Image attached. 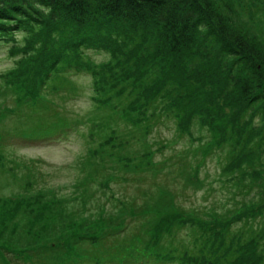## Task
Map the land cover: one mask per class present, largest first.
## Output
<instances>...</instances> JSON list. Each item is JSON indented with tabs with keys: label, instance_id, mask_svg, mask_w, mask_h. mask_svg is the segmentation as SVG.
Segmentation results:
<instances>
[{
	"label": "trees",
	"instance_id": "obj_1",
	"mask_svg": "<svg viewBox=\"0 0 264 264\" xmlns=\"http://www.w3.org/2000/svg\"><path fill=\"white\" fill-rule=\"evenodd\" d=\"M150 25L154 26L152 32ZM143 33L147 34L144 38ZM17 34L23 36L24 44L17 41ZM32 36L35 39L25 45ZM2 43L14 60V67L1 74L20 85L13 90L10 80L4 75L0 78L3 81L0 157H6L4 139L17 133V123L25 124L17 134L28 140L54 137L71 128L87 145L79 161L88 175V119L95 121L97 117H80L67 105L81 96L80 87L71 79L76 75H90L93 106L109 109L119 118L121 115L127 124L146 128L147 134L150 129L141 126L137 119L148 124L173 117L181 135L191 133L197 118L201 123V117L210 119L215 131L207 143L211 152L224 146L220 141L231 129L243 127L242 131H247L252 140H258L259 131L264 132V0H0V49ZM123 46L134 53L135 60L124 72L116 70L114 59L103 65L83 59L88 48L113 55ZM117 63L121 66V58ZM54 69H59L58 73ZM122 73L132 78L125 79ZM213 78L220 80L218 87L211 83ZM111 83L116 88H110ZM36 113L49 116L53 125L40 129L33 119ZM106 118L111 120L109 115ZM132 119L136 124L130 123ZM8 123L13 127H8ZM30 124L32 127H28ZM101 128L110 127L94 124L89 134L91 142ZM199 131L203 133L201 128ZM98 138L96 153L111 149L116 156L128 155L122 149L126 142L121 135L114 138V146L111 136ZM144 148L148 149L146 143ZM142 159L147 160L149 169L153 162L146 156ZM237 164L236 156L232 155L229 166ZM242 166L244 170L234 174L238 178L255 172L252 164ZM12 172L15 171H5L0 165V179ZM14 175L15 183L28 178V174ZM234 175L231 178H236ZM249 181L232 186L233 200ZM83 182L84 179L80 185ZM21 187L25 195L13 198L19 202L20 209H26L13 221V228L6 227V218L15 216V210L19 209L14 208L15 200L0 198L8 205L5 209L0 207V264H36L30 262L31 254L38 258L40 255L42 264H261L264 261V245L260 247L264 242L261 215L264 211L255 212V207L252 212L240 210L247 199L236 202L235 208L224 213L212 210L207 215L209 223L203 226L190 224L186 216H180L176 221L180 230L190 229L195 237L191 246L163 243L164 235H172L165 225L153 234L148 231L150 236L144 240L138 237L127 240L124 246L120 243L108 246L106 241L126 226L125 217L114 224V212L119 213L131 201L128 197L114 200L106 195L102 201L95 196L91 201L95 202L94 208L99 203L103 205L98 220L85 219L88 225H84L81 219L79 224L65 226L50 206L58 197L61 208L66 209L70 199L54 190L29 194L26 184ZM247 191L248 195L253 193L252 189ZM83 193L89 194L88 188ZM27 198H37L40 202L33 205ZM33 218L39 221L36 229L27 223ZM10 240L18 247L24 245V249L8 251ZM250 242L256 245L248 247ZM92 243L94 247L88 249ZM150 246L154 250H149ZM23 251L29 260L22 257Z\"/></svg>",
	"mask_w": 264,
	"mask_h": 264
},
{
	"label": "rangeland",
	"instance_id": "obj_2",
	"mask_svg": "<svg viewBox=\"0 0 264 264\" xmlns=\"http://www.w3.org/2000/svg\"><path fill=\"white\" fill-rule=\"evenodd\" d=\"M10 10L13 13L15 8L12 7ZM149 29L152 32L154 26L150 25ZM146 35L143 33V38ZM33 37L35 39V36H32L25 41V45L33 41ZM16 38L19 43L24 44L21 34H17ZM42 46L45 44L43 43ZM2 47L0 49V78L4 75L1 73L14 67V60L9 57L11 55L4 47V43H2ZM84 58L88 62L98 65H103L110 59H114L113 64L116 65V70L119 72H124L127 70V66L135 63L134 53H131L126 46L113 55L106 51L88 48V50H84ZM118 58H121V66L117 63ZM64 59L66 58L64 57ZM54 71L58 73L59 69H54ZM122 74L125 79L132 78L127 74ZM3 77L11 81L13 90L20 85L13 78L6 75ZM71 79H74L80 87L81 96L75 101L67 102V105L80 117H97L95 121L94 118L88 119V175L83 172L84 170L82 171L81 164L77 166L79 158L86 153L87 145L74 129H63L65 130L63 133L54 137L39 136L35 140H28L17 134L25 124L17 123L15 125L17 133H11L4 139L7 147L6 157H0V165H3L5 171L9 169L15 171L6 178L0 179V198L15 200L14 208L19 209L17 212L15 210V216L9 215L6 218V227L13 228V221L26 209H20L19 202L13 198L15 195H25L26 192L21 187L24 184L28 186L29 194L54 190L61 197L70 199L66 209L61 208V199L58 197H55V201L50 206V210L57 213L61 219L60 223L65 226L79 224L81 219H83L84 225H88V221H84L85 219L96 222L103 205L99 203L94 208L95 202L91 201L95 196L100 197L102 201L106 195L109 199L114 200L128 197L131 201L126 202L119 213L114 212V224H118L125 217L126 226L106 241L108 246L119 243L124 246L127 240L138 237H143L144 240L145 237L150 236L148 231L153 234L162 225H165V228L172 233L171 236L164 235L161 239L163 243L169 245L168 242L171 241L175 242L177 246H191L190 243L193 239L195 240V237L190 229L180 230L176 222L180 216H186L190 224L203 226L205 223H209L207 215L212 210L224 213L228 209L235 208L236 202L246 199L248 202L244 203L242 209L239 207L240 210L252 212L255 207V212L262 213L264 211V190L262 189L264 185V132L259 131V136H256L258 140H252L246 130V133L242 131L243 127L238 130L231 129L220 141L224 146L209 152L207 143L215 134L210 119H203L198 114L202 123L197 118V124L192 127L191 133L182 135L178 132L177 121L173 117L156 119L148 124L137 119L141 126L150 129L147 134L146 128H137L127 124L121 119L123 118L121 115L119 118L109 109L99 110L93 106L94 88L89 74L88 76L76 75ZM211 83L218 87L220 80L213 78ZM2 86L1 79L0 88ZM110 88H116V84L111 83ZM30 89L28 88V91ZM12 105L13 102H10L9 106ZM260 107L263 108V105ZM136 114L140 113L136 112ZM108 115L111 120L106 118ZM33 119L40 129L53 125L52 119L43 113H36ZM97 123H102V125L104 123L105 127L110 128H101V132H98L91 142L89 134L94 124ZM130 123L136 124L134 119ZM202 124L209 129L203 127ZM8 127H13V124L9 125L8 123ZM28 127H32V124ZM199 128L203 133L199 131ZM117 135H121L126 142L122 149L127 150L128 155L116 156L110 152L111 149L107 153L95 152L99 147V136H111L114 140ZM115 142L116 139L111 145L114 146ZM253 142H256L255 146L249 149ZM144 143L148 145V149L144 148ZM119 148L120 146L117 147V150H120ZM232 155H235L238 160V164L234 167L229 166ZM144 156L153 162L149 169L146 168L147 160L142 159ZM19 164L21 165L19 166ZM250 164L255 172H247L248 176L242 178L234 175L244 170L242 165L250 166ZM14 174L19 177L28 174V178L24 179L22 183H15L16 175ZM231 175L236 178H231ZM83 179L84 182L80 185ZM246 179L250 180L249 185H245L239 192L241 195L235 196V200H233L232 186H240L241 182ZM86 188L89 193L87 195L83 193ZM247 188L253 190L251 195H248ZM90 190L92 195H90ZM27 200L33 205L40 202V199L37 198H27ZM73 201L75 202L71 203ZM0 207L5 209L8 205L0 200ZM181 210L185 212L180 214ZM261 215L264 218V213ZM38 222H35L34 218L27 221L35 229ZM38 229L42 228L38 227ZM10 242L15 243L13 240ZM13 243L7 248L8 251L12 252L15 248L16 251L20 248L24 249V245L18 247ZM198 243L203 244L204 242L199 241ZM255 245L256 242H250L248 247ZM263 245L264 242L260 244V247ZM93 247L94 243L88 245V249ZM82 249V247L79 248V251ZM149 250H154V248L150 246ZM234 250H237V247ZM228 252L229 250L226 254ZM22 253V257L27 259L33 257L31 263L42 264L40 255L39 258L34 254H28L29 257H27L24 251ZM243 261H246L245 257ZM261 264H264V261Z\"/></svg>",
	"mask_w": 264,
	"mask_h": 264
}]
</instances>
